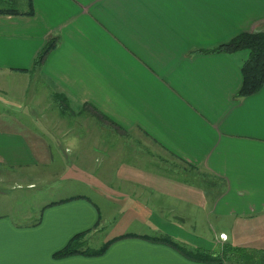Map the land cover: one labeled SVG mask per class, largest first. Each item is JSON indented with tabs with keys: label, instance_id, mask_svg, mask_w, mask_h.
I'll use <instances>...</instances> for the list:
<instances>
[{
	"label": "crops",
	"instance_id": "crops-1",
	"mask_svg": "<svg viewBox=\"0 0 264 264\" xmlns=\"http://www.w3.org/2000/svg\"><path fill=\"white\" fill-rule=\"evenodd\" d=\"M33 2L32 15L0 13V76L26 92L39 75L58 102L65 98L61 106L68 103L77 113L87 107L135 141L156 144L157 157L164 154L185 170L204 171L216 183L211 191L182 195L140 161L106 165L108 151L94 159L98 147L87 154L81 134L50 131L53 120L46 111L39 140L33 141L17 116L28 112H1L0 194L8 186L34 188V179L20 176L41 163L46 175L38 181L45 180V188L57 174L70 185L62 197L44 203L38 217L24 210L18 218L0 212V264H202L159 240L163 234L191 248L256 246L259 240L249 234L257 227L249 221L264 218V87L237 96L248 50H208L242 32L264 30V0ZM50 38L58 44L41 69L28 70ZM17 101L23 103V96ZM27 103H33L32 110L39 107L32 96ZM116 212L108 223L107 216ZM202 213L209 225L202 243L182 237L198 232ZM82 232L88 246L111 243L103 254L59 256Z\"/></svg>",
	"mask_w": 264,
	"mask_h": 264
},
{
	"label": "rangeland",
	"instance_id": "rangeland-1",
	"mask_svg": "<svg viewBox=\"0 0 264 264\" xmlns=\"http://www.w3.org/2000/svg\"><path fill=\"white\" fill-rule=\"evenodd\" d=\"M19 95L23 96L25 103L17 101V97ZM30 96H32L33 101H35L37 104L39 103V107H35L33 109L35 111V116L33 117H31L33 113V103H27V100ZM45 102H47V109L45 108ZM60 103L63 104L62 102H58L56 98H54L51 91L48 90V88L45 86V81L41 79L39 75H36L34 77V85L32 87V90L27 87L26 92H21L19 85H17L12 79H10V77L6 75L0 76V113L2 112L14 114L16 111L25 113L28 112L31 116L28 113L23 115L17 114V116L22 119L32 131L31 133H28L31 141H33L34 139L39 140V137H37V132L39 130H43L41 124H44L46 111V113L49 114L50 119L53 120V124L51 126L52 129H50V131H55L57 133H61L62 131H70L81 134L84 138L83 148L84 145H86L87 154L89 153L90 147H98L99 153L98 155L95 154L93 156L94 159L96 157H100V153H106V151H108L106 154V165H109V162H114L115 160L116 164L122 163L120 165L135 166L137 165V163H139L138 161H140L145 170H148L150 173L154 171L159 176H164L158 177L155 175L156 179H164V185L173 186L174 188H176L178 193L182 195L184 193L186 195L188 192H190L189 190L193 189H209V191H211L212 186L210 185L212 183H216L215 178L211 175L208 176L207 174H203L204 171H188L183 169V167H181L179 163H177L173 159L168 158V160H165V157L162 158L164 155L162 154V152H160L162 155H159L161 157H157L158 154L152 149L155 148L156 144H153L152 142L149 148L146 143H143L139 140L135 141L134 137L126 136L125 134H123V132H120L118 129L114 128L113 126L107 125L105 122L97 118L91 113V110L89 108L85 107L80 113H77L72 112L71 109H69L65 105L61 106ZM37 120L40 123H37ZM56 126H59L61 130L59 131L58 129H53ZM34 144L35 147H38L37 143ZM53 150L57 151L56 143ZM53 155L55 162L49 165L51 171L53 169L52 173L57 171L58 153H54ZM89 156L90 155H88L87 157ZM104 157L106 158V156ZM144 157H147L148 160L157 161L158 163L161 162L160 165L163 168L161 169L159 164L153 165L145 162ZM125 158L127 159V161L123 162ZM158 158H160L161 160H158ZM45 169V163H41L39 166L35 167L33 171L29 170L26 172V175L20 176L22 179L26 178V181L27 179H34L36 181V185L33 186L34 188H29L25 185L22 186L23 188H12V186L5 187L4 190L6 193L0 194V212L12 213L13 216L18 218L22 216L19 215V212H22V210H24V212L30 211L32 212V216L35 218L38 217L41 207L44 203L62 197L64 188L69 186L70 182L67 180L64 182L63 180L58 179L59 176L57 174L55 177H49L50 179L56 180L49 184V187L45 188L47 185L45 184V180H42L43 183H39V181H41V175H46ZM113 173L115 172H111L110 170H108V174ZM173 177H175L176 179H174ZM13 179L16 178L14 177ZM209 195H211V193ZM95 200L99 199L95 198ZM110 204L113 205V203ZM204 214L205 213H202V218L201 221H199L197 230L201 234L198 232H193V235H187L186 233H184L181 234L182 237L192 240L195 243H202L201 241L203 240L204 233L209 232V225L205 223ZM118 216L119 212H116L113 217H111V214L107 216L109 217V219L107 218L108 223L113 222V219L115 220ZM249 222H251V224H256L257 227L255 230L250 231L251 235L249 234V237H256L259 240L258 242H255L254 245L256 246L254 247L264 248V218H254ZM190 224L192 223L189 219L187 220L185 225L188 227V225ZM212 224H214V221H212Z\"/></svg>",
	"mask_w": 264,
	"mask_h": 264
},
{
	"label": "trees",
	"instance_id": "trees-1",
	"mask_svg": "<svg viewBox=\"0 0 264 264\" xmlns=\"http://www.w3.org/2000/svg\"><path fill=\"white\" fill-rule=\"evenodd\" d=\"M33 0H0L1 14H34ZM58 44L56 38H50L44 48L36 56L31 71L41 69L49 53ZM239 50H248L247 59L242 64L243 83L237 96L246 97L259 92L264 87V30L257 32H242L231 40L208 50V52L233 53ZM62 95L57 94L59 98ZM65 98H59L63 101ZM65 106H69L66 103ZM87 232H82L74 236L70 242L58 252L59 256L72 253H86L91 255L103 254L111 242L103 244L99 248L87 245L84 237ZM164 243L170 244L179 252L194 261L202 264H224L232 261L237 264H264V248L251 246H237L225 244L218 250H210L204 247H189L187 244L174 239L168 234H163L158 238Z\"/></svg>",
	"mask_w": 264,
	"mask_h": 264
},
{
	"label": "built area",
	"instance_id": "built-area-1",
	"mask_svg": "<svg viewBox=\"0 0 264 264\" xmlns=\"http://www.w3.org/2000/svg\"><path fill=\"white\" fill-rule=\"evenodd\" d=\"M221 237H226L225 234H221Z\"/></svg>",
	"mask_w": 264,
	"mask_h": 264
}]
</instances>
